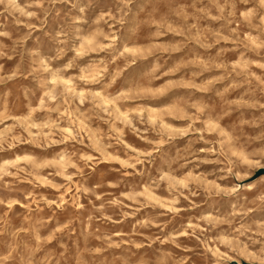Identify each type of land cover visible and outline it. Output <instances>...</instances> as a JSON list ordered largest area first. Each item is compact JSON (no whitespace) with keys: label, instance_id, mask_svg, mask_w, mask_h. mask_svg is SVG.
Here are the masks:
<instances>
[{"label":"rangeland","instance_id":"rangeland-1","mask_svg":"<svg viewBox=\"0 0 264 264\" xmlns=\"http://www.w3.org/2000/svg\"><path fill=\"white\" fill-rule=\"evenodd\" d=\"M256 212L264 0H0V264L263 260Z\"/></svg>","mask_w":264,"mask_h":264},{"label":"bare ground","instance_id":"bare-ground-1","mask_svg":"<svg viewBox=\"0 0 264 264\" xmlns=\"http://www.w3.org/2000/svg\"><path fill=\"white\" fill-rule=\"evenodd\" d=\"M235 213L233 215H231L230 218H232V220L236 221L241 219V214L239 212H236L237 210H234ZM259 215H264V213H251L249 214L247 217H254V216H258ZM222 230L225 231V233L228 234H233L234 236H236L238 239L236 241H232V240H222V243L229 245V248L227 249V252L222 251V249L219 248L218 243L215 245V251L214 253L217 255L218 259H225V257L230 258L231 261H235L236 264H264V259L261 260L258 256H256L255 253H253L251 251V249L249 248L248 243H250L248 240H246L243 244L242 242H240L241 240L245 239V236H250V233L247 231V228L244 227H238L235 228L232 224H228L226 226H222L221 227ZM258 230H264V226H258L257 227ZM214 233V229H212V231L210 232V234ZM216 243V242H215ZM229 251L233 252V253H237L239 258H235L233 257L230 253H228ZM227 255V256H226ZM225 256V257H224Z\"/></svg>","mask_w":264,"mask_h":264}]
</instances>
